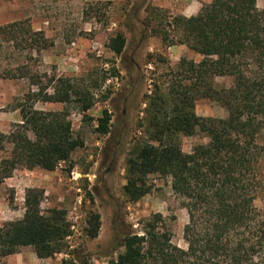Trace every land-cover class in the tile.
<instances>
[{
    "label": "trees",
    "instance_id": "obj_1",
    "mask_svg": "<svg viewBox=\"0 0 264 264\" xmlns=\"http://www.w3.org/2000/svg\"><path fill=\"white\" fill-rule=\"evenodd\" d=\"M256 1L211 0L196 14L176 15L171 21L163 18L164 10L146 11L147 25L163 45H183L201 59L183 57L168 65L160 84L146 96L145 136L127 153L122 190L135 203L151 191V176L170 177L187 212L186 248L172 242L162 215L154 213L142 222L141 233L124 235L123 250L110 264H264V210L255 205L264 201V10ZM23 24L0 26V43L24 44L30 50L50 46L42 32ZM125 45L124 34L117 32L107 47L120 56ZM17 77L16 69L0 71V79ZM215 77H230L231 85L215 88ZM38 94L46 102H74L81 112L93 105L68 78H57L52 93L39 86ZM201 98L225 106L227 117L198 116L194 106ZM19 111L21 123L9 133L0 131V183L18 167L54 171L83 145L72 134L67 111L32 105ZM110 120L104 109L96 132L108 134ZM197 133L207 143L184 152L180 136ZM43 195L40 188H27L22 218L0 224V258L25 246L39 259L60 252L70 223L63 209L42 211ZM88 223V234L95 238L99 215H90Z\"/></svg>",
    "mask_w": 264,
    "mask_h": 264
},
{
    "label": "rangeland",
    "instance_id": "obj_2",
    "mask_svg": "<svg viewBox=\"0 0 264 264\" xmlns=\"http://www.w3.org/2000/svg\"><path fill=\"white\" fill-rule=\"evenodd\" d=\"M211 0H0V26L24 23L40 31L50 46L30 50L0 43V71L16 69L17 78L0 79V131L9 133L21 123V106L42 111H67L74 137L83 141L67 162L54 171L18 167L0 183V224L21 219L27 188L44 191L42 211L60 208L66 212L71 233L59 253L39 259L30 246L0 258V264H110L122 252L126 233H141L142 222L160 213L172 242L186 248L183 228L187 212L171 188V178L153 175L151 191L135 203L123 195L125 159L135 140L144 138L146 96L160 84L168 65L181 58L198 62L201 56L183 45L167 47L147 25V10L191 16ZM256 7L264 10V0ZM147 21V22H146ZM117 32L124 34V52L116 56L108 42ZM25 75V76H24ZM57 78H68L91 97L93 105L81 112L74 102H46L39 86L52 93ZM230 77L213 78L215 88L229 87ZM162 84V83H161ZM106 109L111 115L109 133L96 132L97 119ZM198 116L225 118L227 108L216 101L198 99ZM189 152L208 139L197 133L180 136ZM264 143V133L262 137ZM264 178V157L262 159ZM255 205L264 210V201ZM98 214V235L88 234L90 215Z\"/></svg>",
    "mask_w": 264,
    "mask_h": 264
}]
</instances>
